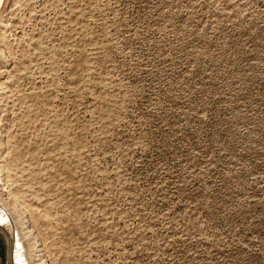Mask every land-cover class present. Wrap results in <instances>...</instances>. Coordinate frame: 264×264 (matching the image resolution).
I'll use <instances>...</instances> for the list:
<instances>
[{
  "label": "rangeland",
  "instance_id": "obj_1",
  "mask_svg": "<svg viewBox=\"0 0 264 264\" xmlns=\"http://www.w3.org/2000/svg\"><path fill=\"white\" fill-rule=\"evenodd\" d=\"M0 20L1 190L46 264H264V0Z\"/></svg>",
  "mask_w": 264,
  "mask_h": 264
},
{
  "label": "bare ground",
  "instance_id": "obj_2",
  "mask_svg": "<svg viewBox=\"0 0 264 264\" xmlns=\"http://www.w3.org/2000/svg\"><path fill=\"white\" fill-rule=\"evenodd\" d=\"M5 0H0V8L3 6ZM1 25V20H0ZM8 56L2 50H0V62H6ZM5 70H0V82L2 79V75ZM1 135V133H0ZM1 138V137H0ZM2 141V140H1ZM0 141V142H1ZM2 143V142H1ZM0 209L5 214L6 219L3 225H7V222L11 223L13 226V231L16 233V248L19 244V250L17 251L19 257L22 258V264H46L43 260L41 254L42 250L38 248L36 236L29 229L27 225L26 217L21 213L17 215L16 218L11 216V212L18 213V207L12 205L9 199L3 194L1 190V180H0ZM25 261V263L23 262ZM19 264V263H18Z\"/></svg>",
  "mask_w": 264,
  "mask_h": 264
},
{
  "label": "crops",
  "instance_id": "obj_3",
  "mask_svg": "<svg viewBox=\"0 0 264 264\" xmlns=\"http://www.w3.org/2000/svg\"><path fill=\"white\" fill-rule=\"evenodd\" d=\"M4 227V226H3ZM12 238V237H11ZM0 233V264H12V239Z\"/></svg>",
  "mask_w": 264,
  "mask_h": 264
},
{
  "label": "water",
  "instance_id": "obj_4",
  "mask_svg": "<svg viewBox=\"0 0 264 264\" xmlns=\"http://www.w3.org/2000/svg\"><path fill=\"white\" fill-rule=\"evenodd\" d=\"M0 226H3L0 224ZM16 238H15V232L13 233V236H12V251H11V258H12V264H18V260H17V257H19V254H18V248H16Z\"/></svg>",
  "mask_w": 264,
  "mask_h": 264
},
{
  "label": "snow or ice",
  "instance_id": "obj_5",
  "mask_svg": "<svg viewBox=\"0 0 264 264\" xmlns=\"http://www.w3.org/2000/svg\"><path fill=\"white\" fill-rule=\"evenodd\" d=\"M0 223H3L2 219H0ZM17 248H19V244L17 245ZM17 260H18L19 264H22V258L17 257Z\"/></svg>",
  "mask_w": 264,
  "mask_h": 264
},
{
  "label": "built area",
  "instance_id": "obj_6",
  "mask_svg": "<svg viewBox=\"0 0 264 264\" xmlns=\"http://www.w3.org/2000/svg\"><path fill=\"white\" fill-rule=\"evenodd\" d=\"M0 233H2L1 226H0Z\"/></svg>",
  "mask_w": 264,
  "mask_h": 264
}]
</instances>
